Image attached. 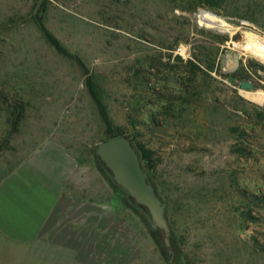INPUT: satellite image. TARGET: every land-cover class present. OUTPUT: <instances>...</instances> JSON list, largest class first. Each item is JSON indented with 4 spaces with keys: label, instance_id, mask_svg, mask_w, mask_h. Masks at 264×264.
Listing matches in <instances>:
<instances>
[{
    "label": "rangeland",
    "instance_id": "obj_1",
    "mask_svg": "<svg viewBox=\"0 0 264 264\" xmlns=\"http://www.w3.org/2000/svg\"><path fill=\"white\" fill-rule=\"evenodd\" d=\"M246 31L264 39V0H0V180L53 142L97 204V231L40 239L38 264H264V102L245 95L264 92V62ZM88 78L146 152L169 245L96 154L109 135Z\"/></svg>",
    "mask_w": 264,
    "mask_h": 264
},
{
    "label": "crops",
    "instance_id": "obj_2",
    "mask_svg": "<svg viewBox=\"0 0 264 264\" xmlns=\"http://www.w3.org/2000/svg\"><path fill=\"white\" fill-rule=\"evenodd\" d=\"M75 169L66 150L50 142L0 180V264H38L40 239L97 231L88 220L97 204L84 199Z\"/></svg>",
    "mask_w": 264,
    "mask_h": 264
},
{
    "label": "water",
    "instance_id": "obj_3",
    "mask_svg": "<svg viewBox=\"0 0 264 264\" xmlns=\"http://www.w3.org/2000/svg\"><path fill=\"white\" fill-rule=\"evenodd\" d=\"M250 33L246 31V35ZM229 80L236 82L233 76ZM240 87L242 90H252L255 85L251 81L242 80ZM96 154L115 183L128 193L136 205L147 211L153 221L152 226L161 227L165 231V241L169 245V227L164 214V204L149 182L148 173L144 170L140 154L131 139L120 135L101 141L97 145Z\"/></svg>",
    "mask_w": 264,
    "mask_h": 264
},
{
    "label": "trees",
    "instance_id": "obj_4",
    "mask_svg": "<svg viewBox=\"0 0 264 264\" xmlns=\"http://www.w3.org/2000/svg\"><path fill=\"white\" fill-rule=\"evenodd\" d=\"M34 20L37 23L40 31L42 32V34L44 35L45 39L47 40V42L53 46L60 54L66 55V56H70L72 57V55H70L66 49L62 46V44L60 43V41L47 29V27L45 26L41 16H39V14H34ZM181 57H178V59H180ZM78 63L82 66V68L85 70V72L87 73V69L85 68L84 65H82V61L80 59H77ZM193 69H195L196 71H201L200 67L196 64L193 65ZM87 88L88 91L93 99V101L95 102V104L97 105L100 115L102 117L103 123L107 129V133L109 135V138L112 137H116V136H120V135H124V133L119 132L117 134H114L111 130V122L106 110V106L103 104L102 100L99 97V94L97 93V91L95 90V86L94 83L92 81L91 78L87 79ZM19 118H21L20 113H18V115L16 116V119L13 123L14 129H17V124L19 122ZM105 139V140H107ZM138 149V152L140 154V158L142 162H146L147 160V156H146V152L143 148H140L138 146H135ZM104 164V163H103ZM105 166V165H104Z\"/></svg>",
    "mask_w": 264,
    "mask_h": 264
},
{
    "label": "bare ground",
    "instance_id": "obj_5",
    "mask_svg": "<svg viewBox=\"0 0 264 264\" xmlns=\"http://www.w3.org/2000/svg\"><path fill=\"white\" fill-rule=\"evenodd\" d=\"M198 17L200 23L214 27L217 25L216 20L203 11L199 14ZM245 47L253 56L264 62V39L262 37L258 36L257 34L250 33L246 37ZM245 95L252 101L258 103L264 102V92H246Z\"/></svg>",
    "mask_w": 264,
    "mask_h": 264
}]
</instances>
